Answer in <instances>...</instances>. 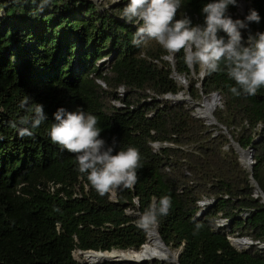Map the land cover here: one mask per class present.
Wrapping results in <instances>:
<instances>
[{
  "label": "trees",
  "instance_id": "1",
  "mask_svg": "<svg viewBox=\"0 0 264 264\" xmlns=\"http://www.w3.org/2000/svg\"><path fill=\"white\" fill-rule=\"evenodd\" d=\"M206 2L182 0L179 11L200 24ZM243 2L246 13L254 8L261 16L249 31H264V0ZM126 3L102 11L91 0L43 6L40 0H0V264H85L73 252H136L148 234L141 215L165 194L171 207L155 225L162 242L180 250L179 264H264V204L258 192L255 197L257 188L264 195V88L255 96H234L226 72L201 77V66L191 71L183 50L171 64L154 40L134 46L138 25L123 18ZM229 13L243 18L238 7L230 6ZM175 73L198 75L189 82L193 101L219 94L217 125L193 117L187 103L164 99L185 91ZM25 97L30 101L21 109ZM36 103L48 119L33 135L21 136L11 122L29 115ZM59 106L82 107L98 117L102 136L118 139V149H139L135 185L110 191L113 198L90 186L76 154L47 135ZM229 136L241 149H254L257 188ZM152 143L172 146L154 151ZM203 201L210 206L200 207ZM228 233L254 245L238 252Z\"/></svg>",
  "mask_w": 264,
  "mask_h": 264
},
{
  "label": "clouds",
  "instance_id": "2",
  "mask_svg": "<svg viewBox=\"0 0 264 264\" xmlns=\"http://www.w3.org/2000/svg\"><path fill=\"white\" fill-rule=\"evenodd\" d=\"M47 3L49 0H40L41 6ZM230 6L238 7L239 0H207L201 8L200 24H193L189 15L179 11L182 0H127L122 14L127 22L138 25L132 39L134 46L154 40L169 56L183 50L185 64L201 66L205 75L226 72L234 82L229 87L234 96H255L264 88V31L253 33L249 25L260 23L261 16L250 8L243 18H233ZM242 30L246 31V38ZM29 101L25 97L19 107L26 109ZM47 119L44 106L36 103L29 115L12 121L11 126L21 136H31L32 130ZM101 132L96 115L80 106L75 110L59 106L52 113L47 135L54 144L76 154L78 171L103 196L135 185L141 154L134 145L118 149V139H106ZM171 203L169 195L154 197L141 215V225L158 223L159 217L168 214Z\"/></svg>",
  "mask_w": 264,
  "mask_h": 264
},
{
  "label": "bare ground",
  "instance_id": "3",
  "mask_svg": "<svg viewBox=\"0 0 264 264\" xmlns=\"http://www.w3.org/2000/svg\"><path fill=\"white\" fill-rule=\"evenodd\" d=\"M175 99L184 100V96H177ZM219 105L217 99L212 97L211 100H205L202 106L199 107L197 115L201 117V119L205 120L208 125H212V115L214 110ZM239 159L241 164L244 167L249 166V154L243 153L239 151ZM232 245L237 250H243L247 247V244L241 240L236 238L231 239ZM143 251L150 258V262H161L172 264V261L175 259V255L170 252L168 248L164 246L162 241L159 239L157 231L154 227L149 229L147 242L144 245ZM80 259L88 264H103L109 261H117V262H127V261H138L140 258V254H136L134 251H110V252H102V253H85L79 252L78 254Z\"/></svg>",
  "mask_w": 264,
  "mask_h": 264
},
{
  "label": "water",
  "instance_id": "4",
  "mask_svg": "<svg viewBox=\"0 0 264 264\" xmlns=\"http://www.w3.org/2000/svg\"><path fill=\"white\" fill-rule=\"evenodd\" d=\"M240 3H242L243 4V10H242V13L240 14L241 16H244L245 14H246V5H245V3L243 2V0H240ZM172 58V57H171ZM171 58H166V60L167 61H169L171 64H173V62H172V59ZM203 74H204V70H203ZM174 78L180 83V84H184L185 85V79H184V77L182 78V77H180V76H178L176 73L174 74ZM182 95V93H179V94H177V95H171V96H169L168 97V99L169 100H171V103L172 104H177V103H180V102H184V100L185 101H187V100H189V99H187V98H185L184 100H177V99H175L177 96H181ZM212 97H215L216 99H217V101H218V103H219V105L221 104V101H220V96H219V94L218 93H214V94H212L211 95V98ZM207 99V97H203V103L205 102V100ZM218 105V106H219ZM192 109H193V111H192V116L193 117H195V118H199V119H201V117H199L198 115H197V113H198V110H199V107H197L196 105H194V106H192ZM205 124L206 125H208V123L207 122H205ZM212 125H217V122H216V120L214 119V117H213V115H212ZM229 142H230V145L232 146V148L235 150V152L238 154V161H239V163H240V165L243 167V168H245V169H247L249 172H250V179L252 180V182L254 183V181H253V179H252V167H253V165H254V162H253V155H254V149L253 148H248V149H246V150H243V149H241L239 146H238V144H236L233 140H232V138L229 136ZM239 151H241V152H243V153H247V154H249V166L248 167H244L242 164H241V162H240V159H239ZM255 184V186H256V183H254ZM256 188H257V186H256ZM260 194V197H261V202L264 204V195H263V193L257 188V191H256V193H255V197L257 198L258 197V193ZM210 204L211 203H209L208 201H203V202H200L199 203V206L200 207H205V206H210ZM203 213H204V210L202 209V210H200L196 215H195V217L196 218H199V217H201L202 215H203ZM154 228L156 229V225L154 224ZM144 229H146V230H148V233H149V229H150V227L149 226H145L144 227ZM156 231H157V229H156ZM157 234H158V232H157ZM158 237H159V234H158ZM147 238H148V234H147ZM159 239L161 240V238L159 237ZM238 240H241V241H243L244 243H246L247 244V247L245 248V250H247L251 245H254V243L252 242V241H250L249 239H247V238H237ZM227 240H228V242L230 243V245L233 247V248H235L233 245H232V243H231V238H229V237H227ZM162 241V240H161ZM147 242V241H146ZM163 243V242H162ZM164 244V243H163ZM145 245V244H144ZM144 245H142L141 246V248L138 250V251H136L135 253L136 254H140V258H139V260L138 261H127V262H117V261H109V262H105V263H103V264H106V263H118V264H121V263H129V264H148L149 262V257L147 256V254H145L144 253V251H143V248H144ZM164 246L166 247V248H168L165 244H164ZM259 248L260 249H264V244H262L261 246H259ZM236 249V248H235ZM237 250V249H236ZM238 251V250H237ZM90 252H93V253H97V252H95V251H85V253H90ZM239 252V251H238ZM99 253H102V252H99ZM178 257H179V253L175 256V259L172 261V264H179L178 263ZM85 264H88L87 262H84ZM155 262H150V264H154ZM159 263H161V262H159ZM161 264H164V263H161Z\"/></svg>",
  "mask_w": 264,
  "mask_h": 264
},
{
  "label": "rangeland",
  "instance_id": "5",
  "mask_svg": "<svg viewBox=\"0 0 264 264\" xmlns=\"http://www.w3.org/2000/svg\"><path fill=\"white\" fill-rule=\"evenodd\" d=\"M91 1H93L100 9H102V11L104 10V9H108L111 5H114V4H116L119 0H116V2H114V0H91ZM243 4L242 3H239V6H238V13L239 14H241L242 13V10H243ZM172 57V58H171ZM168 58H171L172 59V62L174 61L173 60V55H171V56H169ZM190 69H191V71H193V67L192 66H190ZM201 69H202V71H201V77H203V68L201 67ZM192 73V72H191ZM200 75V74H199ZM198 76V75H197ZM196 75H194V74H191V76L190 77H188V78H184L185 79V85L184 84H180L179 83V85H181V86H183V88L185 89V91H182V92H180V93H182V97L184 96V98H187V99H189V100H187V101H185L184 100V102H180V103H187V104H189V108L193 111V109H192V106H194V105H196V106H202L203 105V98L201 99V100H199V101H193L191 98H190V96H189V82H190V80H192V79H195L196 77H197ZM180 77H182V76H180ZM183 78V77H182ZM102 85V84H101ZM199 85V84H198ZM102 87H104L105 88V86L104 85H102ZM118 92L120 93H118V95H123L124 96V93H122V91H121V88H119L118 89ZM207 100H211V96H209V97H207ZM114 102V104L115 105H117V106H122L121 105V103L119 102V101H113ZM221 105V104H220ZM217 106V108H219V107H221V106ZM209 202V201H208ZM210 203V202H209ZM218 222L220 223V220H218ZM145 226H149L150 228L151 227H154V224H146ZM227 237H229V238H236L237 237V235L236 234H234V235H230L229 233H228V236ZM237 238H239V237H237ZM169 249V248H168ZM235 249V248H234ZM170 250V249H169ZM236 250V249H235ZM245 249H243V250H238L239 252H242V251H244ZM179 251L180 250H170V252H172L175 256L179 253ZM79 254V251H75V252H73V258H74V260H76L77 262H79V263H84V261L82 260V259H80V256L78 255ZM150 264V263H149ZM159 264H161V263H159ZM164 264H167V263H164Z\"/></svg>",
  "mask_w": 264,
  "mask_h": 264
},
{
  "label": "built area",
  "instance_id": "6",
  "mask_svg": "<svg viewBox=\"0 0 264 264\" xmlns=\"http://www.w3.org/2000/svg\"><path fill=\"white\" fill-rule=\"evenodd\" d=\"M179 83V82H178ZM121 91H122V93H124V91H123V89L121 88ZM119 93V92H118ZM120 94V93H119ZM118 96H123V95H118ZM169 96H171V95H166V96H164V99L165 100H168V101H170L171 102V100H169L168 99V97ZM117 106V105H116ZM221 106V105H220ZM119 107V106H118ZM167 146H172V145H170V144H166V143H164V144H159V143H152L151 144V147L154 149V151H158L161 147H167ZM53 185H51L50 184V186H49V188H50V190L51 191H53ZM110 194H111V197L113 198V193L112 192H110ZM221 226H225L226 224H227V222H226V220H223V219H220V223H219Z\"/></svg>",
  "mask_w": 264,
  "mask_h": 264
}]
</instances>
